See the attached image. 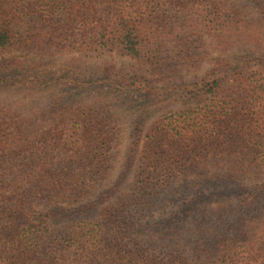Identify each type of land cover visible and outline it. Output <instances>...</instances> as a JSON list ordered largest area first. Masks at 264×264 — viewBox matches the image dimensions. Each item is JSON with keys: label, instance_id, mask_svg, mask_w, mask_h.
<instances>
[{"label": "trees", "instance_id": "trees-1", "mask_svg": "<svg viewBox=\"0 0 264 264\" xmlns=\"http://www.w3.org/2000/svg\"><path fill=\"white\" fill-rule=\"evenodd\" d=\"M0 55V264H264V0H0Z\"/></svg>", "mask_w": 264, "mask_h": 264}, {"label": "rangeland", "instance_id": "rangeland-1", "mask_svg": "<svg viewBox=\"0 0 264 264\" xmlns=\"http://www.w3.org/2000/svg\"><path fill=\"white\" fill-rule=\"evenodd\" d=\"M2 57H9V55H0V59ZM102 59L103 60H106L108 62H111L113 63L114 65H116L117 67H127L129 68L131 64H133V62L129 59H126V58H123V57H120V56H117V55H104L102 56ZM134 100V99H132ZM138 101H141V99H138ZM192 106V104H189V103H186V104H178V105H175L174 107H171V108H167V109H162V110H157L155 112H153L147 122H146V125H149L152 121H154L155 119H157L160 115H162L163 113H165V111H169V110H179L181 108H188ZM128 129H129V126H126L123 130V133L121 135V143H120V153H119V157H120V160L119 162L117 163L116 165V169L113 173V176L117 173V170L118 168L120 167L121 165V160H122V155H123V151H124V148L126 146V143H127V139H128ZM113 178V177H112Z\"/></svg>", "mask_w": 264, "mask_h": 264}]
</instances>
